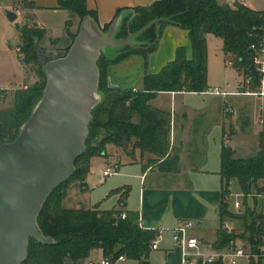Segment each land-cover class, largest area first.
Listing matches in <instances>:
<instances>
[{"label": "trees", "instance_id": "16d2710c", "mask_svg": "<svg viewBox=\"0 0 264 264\" xmlns=\"http://www.w3.org/2000/svg\"><path fill=\"white\" fill-rule=\"evenodd\" d=\"M23 1L27 9L35 7L34 1ZM57 1L59 8L72 10L82 18L90 15L99 23L97 12L88 9L87 0ZM227 5L219 0H155L150 5L118 9L115 17L122 10L128 9V12L117 32V38H126L151 21L166 17L170 20L161 23L160 34L166 26L175 25L187 32L189 45L179 46L173 59L159 70L146 73L144 87L139 90L120 84L111 86L108 81L110 60L101 55L98 62L99 90L104 97L92 111L87 150L76 160L73 177L50 194L38 217L44 234L51 236L54 242L43 244L31 238L28 257L22 264H84L96 249L101 250L105 257L116 259L125 255L129 260L147 264L158 231L142 228L136 214L126 213V217L122 218V212L117 208H66L63 204L66 190L73 181H81L85 185L92 158L106 155L109 144L129 154H133L135 149L152 153L158 159H153L151 163L162 158L167 161L178 160L177 155L169 154L172 115L169 111L155 107L151 101L160 92H204L209 89L206 34L212 33L222 38L226 59H231L232 65L244 77L253 76L251 90L260 87V76L251 72V66L254 65L251 45L264 44V8L256 10L240 4L228 8ZM111 22L102 29L108 28ZM44 33L37 25L19 28V50L28 56V60L34 54L37 56L34 43L35 40L40 41ZM156 38V25H153L134 40L147 45ZM156 45L149 49L125 46L126 51L114 61L132 54L154 51ZM45 86L46 82L16 90L14 108L7 111L0 109V144L18 136L20 127L42 97ZM234 154L232 148L223 145L220 171L223 198L219 216L221 221L240 219L245 229L243 234L233 235L221 226L218 239L213 244L217 249L225 247L233 237H246L249 233V240L257 243L264 234L263 214L247 207L243 215H237L229 209L227 201L230 182L233 180L239 183L245 199L254 188L258 192L262 191L258 187V180L264 177V147L261 144L258 153L248 158H238ZM119 203H123V199Z\"/></svg>", "mask_w": 264, "mask_h": 264}, {"label": "crops", "instance_id": "0c3cea01", "mask_svg": "<svg viewBox=\"0 0 264 264\" xmlns=\"http://www.w3.org/2000/svg\"><path fill=\"white\" fill-rule=\"evenodd\" d=\"M154 1L88 0V5L90 9L97 11L98 20L102 25L110 21L120 7L145 6ZM223 2L226 3L227 0ZM37 8L40 7L36 3L33 13L36 18ZM50 8L54 11H66L58 8L57 5H52ZM179 30L183 29L168 25L162 32L169 37L186 36L185 30ZM210 35L214 34H206L207 45ZM238 76L241 79L237 91L212 86L209 82L208 58L209 89L207 91L183 90L158 93L151 103L157 108L169 111L172 115L169 154L177 155L178 160L167 161L166 158H162L151 163L153 159H158L152 153H142L140 149H135L133 154H129L122 148L109 144L106 155L92 158L85 185L81 181H76L66 190L64 206L70 209H87L88 206L80 202V205L76 206L78 198L75 199L81 190L90 188L87 181L92 179L95 181L93 183L95 186L106 182L107 177L116 176L115 184L108 186L104 192L105 194L112 190L118 193L119 201L123 199V203L118 202L115 208L122 213L136 214L140 226L144 229L162 231L163 241L160 243V248L151 252L147 264L155 252L163 254L161 263L180 264V252L173 245L169 229L185 219H192L196 224L194 234L206 247L214 248L213 244L217 241L218 231L222 226L219 216V206L223 198L220 175L222 147L224 144L228 145L238 158L252 157L258 153L261 144L264 147V124L261 122L263 98L240 93L238 89L242 87L244 75L238 71ZM213 87H220L227 94L209 93ZM226 107L232 108L234 112H226ZM242 113L246 114V117H242L243 121L239 118ZM239 124L243 127V131L235 132L240 127ZM248 134L256 135L253 150L249 154H247L248 146L243 141V136ZM107 168L116 169L117 173L104 176L103 172ZM235 182L238 183L235 180L231 181L230 187ZM258 187L264 192V177L258 180ZM254 191L257 190L254 188ZM231 195L230 190L227 196L228 202L231 200ZM66 201L74 207L66 206ZM245 203L251 210L261 212L260 198L250 196L245 199ZM94 207L96 206L89 208ZM229 209L237 214V208L232 207L230 202ZM245 211L237 215H243ZM232 222L236 226L237 233L243 234L245 228L242 221L236 219ZM99 251L101 250H94L91 256H101L102 253ZM122 264L139 263L127 259Z\"/></svg>", "mask_w": 264, "mask_h": 264}, {"label": "water", "instance_id": "95a60500", "mask_svg": "<svg viewBox=\"0 0 264 264\" xmlns=\"http://www.w3.org/2000/svg\"><path fill=\"white\" fill-rule=\"evenodd\" d=\"M230 8V5H227ZM128 9L122 10L104 31L92 16H85L68 52L55 59L35 40L34 48L46 77L42 97L18 136L0 144V264H22L30 239L51 244L38 217L50 194L75 173L76 160L85 154L93 109L103 100L99 90V59L108 48L130 46L149 49L161 38L160 26L170 18H157L145 27L117 38ZM10 21L18 13L8 10ZM156 25L154 42L141 45L134 38ZM253 75H257L254 65ZM111 86V74L108 76ZM244 93V88L238 89Z\"/></svg>", "mask_w": 264, "mask_h": 264}, {"label": "rangeland", "instance_id": "374dc122", "mask_svg": "<svg viewBox=\"0 0 264 264\" xmlns=\"http://www.w3.org/2000/svg\"><path fill=\"white\" fill-rule=\"evenodd\" d=\"M29 1H34L33 3L36 2L40 7L36 10L37 18L33 14L36 3L34 8L27 9L23 0H0V86H7L5 87L6 94L4 98L0 99V109L4 111L14 108L16 90L23 87L42 85L44 82H47L37 56L34 54V56H32L33 58L28 60V56L19 50L21 44L19 28L24 25H37L39 29L43 30L45 33L39 41L40 46L51 59H55L67 53L78 34L80 23L83 19L72 10L64 9L66 11H54V9L50 7L52 5H57L59 8L57 0ZM219 2L224 3L223 0H219ZM248 4L256 10L264 8V0H250ZM248 4L245 6L250 7ZM87 7L90 9L88 0ZM8 10L17 12L19 17L15 21H10L7 15ZM115 15L110 21L102 23V25L99 22L101 28L107 23H110ZM107 29L106 27L104 31ZM162 33L154 51H149L146 54H132L124 59L114 61L118 55L126 50H124V47L106 49L102 55L110 60L109 67L112 83L133 87L135 90L142 89L144 87V75L146 73L159 70L164 64L173 59L175 50L179 46L189 45L187 32L186 36L172 35L170 37L166 36V33ZM208 58L210 84L212 86H221L232 91H237V85L241 78L238 76V70L233 67L232 64H229L231 59H226L223 51L222 38L215 35H210L208 37ZM242 117H246V114H241L239 117L241 121H243ZM239 125L240 127L236 129L235 132L243 131V127L241 124ZM243 137L244 144L248 146L249 149L247 154H249L253 150L252 146L256 135L248 134ZM116 180V176H110L106 178V182L95 186L93 185L95 181L92 179L87 181L90 188L81 190L76 196L75 199L78 198L76 206L80 202V204L88 206V208L91 206H98L101 209L110 210L117 207L119 202L118 193L109 190L108 193L104 194L106 188L111 186V184H115ZM75 182L76 181L71 182L68 188ZM230 190L232 195L229 202L232 207H235L236 199L243 198L240 195L242 191L236 182L231 185ZM65 205L74 207V205H69L68 201L65 202ZM99 252L102 253V251ZM162 259L163 254L155 252L149 264H160ZM161 264H163V262Z\"/></svg>", "mask_w": 264, "mask_h": 264}, {"label": "built area", "instance_id": "2783aa9c", "mask_svg": "<svg viewBox=\"0 0 264 264\" xmlns=\"http://www.w3.org/2000/svg\"><path fill=\"white\" fill-rule=\"evenodd\" d=\"M250 0H227L226 3L230 6L247 5ZM251 49L254 52L253 62L257 71V76H260V87L257 90H251L253 76L249 75L244 77L242 87L244 94L260 96L263 98L262 106V120L264 124V44H252ZM232 64V61L229 62ZM209 93L226 95L227 92L220 87H213ZM5 88L0 87V99L5 96ZM226 112L233 113L234 110L226 107ZM116 169L107 168L104 170V176L116 174ZM241 199H236L235 207L237 214H241L246 210L245 194H240ZM255 196L261 199V214L264 215V192L254 191L249 193L247 197ZM121 217L125 218L126 213H121ZM195 222L192 219H185L177 226L170 228L171 239L173 245L180 252V264H264V234L262 240L257 243H252L249 240L250 234L247 233L246 237H233L229 243L220 249L208 248L204 245L201 239L194 234ZM222 228L229 234L240 235L237 233L236 226L232 220L225 219L222 221ZM163 241L162 231L158 232L155 240L152 242V251L160 248V243ZM128 258L125 255H120L118 258L101 256H90L84 264H122ZM163 264H167L163 262Z\"/></svg>", "mask_w": 264, "mask_h": 264}]
</instances>
